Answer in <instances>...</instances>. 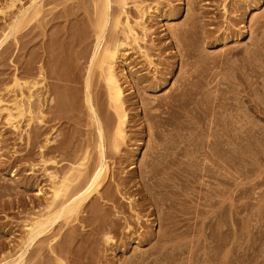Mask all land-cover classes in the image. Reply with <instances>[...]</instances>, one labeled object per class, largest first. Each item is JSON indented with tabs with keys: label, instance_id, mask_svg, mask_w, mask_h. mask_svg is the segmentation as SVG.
<instances>
[{
	"label": "bare ground",
	"instance_id": "obj_1",
	"mask_svg": "<svg viewBox=\"0 0 264 264\" xmlns=\"http://www.w3.org/2000/svg\"><path fill=\"white\" fill-rule=\"evenodd\" d=\"M59 1L28 0L18 6L21 0H10L0 7V19L6 23L0 56L23 23L46 15L45 6L56 7ZM172 1L179 4L171 5ZM260 1L191 0L187 3L191 17L177 30L158 36L155 21L177 18L183 0H89L92 15L75 17L87 18L90 29L74 41L70 52H63L64 59H72L70 67L49 76L44 64L35 67L31 57L25 78L16 68L9 75L0 69V120L19 140L9 144L7 131L0 130V145L17 154L27 134L31 144L26 160H36L28 161L30 170L37 167L42 172L17 181L19 188H35V197L27 201L17 191L15 201L2 206L16 204L28 211L17 240L0 241V251L14 250L2 255L0 264H108L104 252L126 248L135 238L150 243L154 233L139 229L159 220L171 222L176 178L168 172L173 154L166 150L167 145L176 146V140L164 143L160 129L174 126L178 133L184 129L187 121L179 108L202 80L203 70H191L175 92L143 106L138 105L142 99L137 89L160 91L178 63L187 66L196 56L202 40L212 45L243 35L248 31L245 15ZM7 9H13L9 16ZM253 18L254 43L259 46L264 42V13ZM173 41L184 53L174 51L168 62L155 59L154 52L160 56L173 50ZM144 70L147 73H141ZM151 70L153 75H148ZM142 145L146 159L137 173L135 151ZM25 155H15L13 161L0 158V170L10 174L15 166L23 169L25 162H18ZM5 226L0 225V234ZM166 242L164 238L155 251Z\"/></svg>",
	"mask_w": 264,
	"mask_h": 264
},
{
	"label": "rangeland",
	"instance_id": "obj_2",
	"mask_svg": "<svg viewBox=\"0 0 264 264\" xmlns=\"http://www.w3.org/2000/svg\"><path fill=\"white\" fill-rule=\"evenodd\" d=\"M9 1L0 0V7ZM27 1L21 0L16 5H27ZM183 1L177 18L155 21L158 36L177 30L191 17L192 13L187 11L191 0ZM44 9L49 10L46 15L42 13L37 20L23 23L6 43L0 56V69L7 75L16 68L25 78L31 57L35 67L44 64L49 76L52 72H62L65 65L70 67L72 59H64L63 52H70L74 41L90 29L87 18L76 21L75 17L87 12L92 15L89 0H60L56 7L50 3ZM12 12L13 9H7L8 16ZM211 12L214 14L217 10ZM262 13L264 0L245 15L243 24L248 31L243 35L212 45L202 40L195 49L196 56L189 59L187 66L181 67L178 63L173 77L160 91L151 93L141 86L137 89L142 99L138 105L143 106V102L175 92L180 80L191 70H203L202 80L184 97L183 107L179 108L187 121L184 129L181 133L174 126L160 129L164 143L176 140V146L167 145L166 150L173 154V166L168 172L176 178L173 218L168 223L159 220L139 229L143 234L154 233L150 243L135 238L126 248L104 252L109 258L108 264H264V42L257 46L253 32L256 25L253 17ZM3 22L1 18L0 34L6 25ZM172 44L175 48L160 56L154 52L155 59L159 57L158 60L168 62L174 51L179 56L184 53L177 50L174 41ZM152 71L148 75H153ZM2 121L0 130L7 131L9 144L19 143ZM35 126L33 123L28 131L32 133ZM30 144L25 134L14 155L0 145V158L7 161H13L15 155L26 154L18 162H25L23 169L15 166L10 174L8 169L0 170V225H6L0 241L11 244L22 234L21 224L28 210L22 211L16 204L2 206L13 203L17 191L27 201L35 197V188H19L17 181L42 174L37 167L30 170L28 161L36 162L33 158L26 160ZM144 151L145 145L135 151L137 173L139 163L146 159ZM164 238L167 239L165 247L155 251ZM8 250L9 254L14 253L7 248L0 251V258Z\"/></svg>",
	"mask_w": 264,
	"mask_h": 264
}]
</instances>
